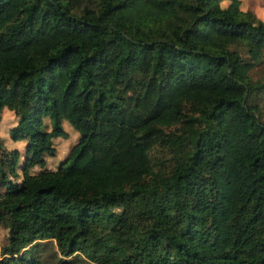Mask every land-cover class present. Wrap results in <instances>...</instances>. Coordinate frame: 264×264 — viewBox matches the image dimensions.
Here are the masks:
<instances>
[{"label": "trees", "instance_id": "trees-1", "mask_svg": "<svg viewBox=\"0 0 264 264\" xmlns=\"http://www.w3.org/2000/svg\"><path fill=\"white\" fill-rule=\"evenodd\" d=\"M258 69L241 0H0V264H264Z\"/></svg>", "mask_w": 264, "mask_h": 264}, {"label": "rangeland", "instance_id": "rangeland-1", "mask_svg": "<svg viewBox=\"0 0 264 264\" xmlns=\"http://www.w3.org/2000/svg\"><path fill=\"white\" fill-rule=\"evenodd\" d=\"M245 6L244 9L251 11L256 17L261 19L264 22V0H244ZM251 77L253 79L257 78L259 81L264 79V69H258L257 71L253 72L251 74ZM253 100L258 101L261 105V112L260 116L264 117V97H255L253 95ZM0 120V140L2 143V146L6 150L10 149H16L19 151V149L14 147L13 141L9 139V128L15 125L16 118L12 114V112L5 110L3 111V114L1 116ZM62 128L65 132V136H56L52 138V144L55 148V155L53 157H47L45 156V163L42 166L43 169H49L54 170L60 163H62L65 160V157L67 156L68 152L72 148V146L77 142L78 133L74 131L69 124L66 121L61 122ZM24 142V140L20 141ZM25 145V144H24ZM155 156V155H154ZM21 160V159H20ZM41 169L38 166H35L33 169L30 170L31 173H36L38 170ZM18 172V170H17ZM19 178H17L15 181L19 182ZM3 192V189L0 188V194ZM7 237V230L0 226V247L4 245L6 242ZM45 254L52 253V245L47 244L45 246ZM54 261H51V264Z\"/></svg>", "mask_w": 264, "mask_h": 264}, {"label": "crops", "instance_id": "crops-1", "mask_svg": "<svg viewBox=\"0 0 264 264\" xmlns=\"http://www.w3.org/2000/svg\"><path fill=\"white\" fill-rule=\"evenodd\" d=\"M225 4V2H224ZM244 6H245V1L244 0H241V9L244 10ZM2 118V117H1ZM22 140H19V141H13V145L15 148L19 149V153L20 154H23V151H24V142H20ZM20 159H23V157H21Z\"/></svg>", "mask_w": 264, "mask_h": 264}, {"label": "clouds", "instance_id": "clouds-1", "mask_svg": "<svg viewBox=\"0 0 264 264\" xmlns=\"http://www.w3.org/2000/svg\"><path fill=\"white\" fill-rule=\"evenodd\" d=\"M223 7V6H222ZM262 19H264V18H262Z\"/></svg>", "mask_w": 264, "mask_h": 264}]
</instances>
